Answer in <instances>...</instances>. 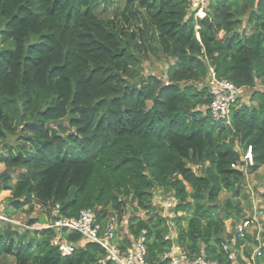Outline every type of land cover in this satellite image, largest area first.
Here are the masks:
<instances>
[{
    "label": "trees",
    "instance_id": "trees-1",
    "mask_svg": "<svg viewBox=\"0 0 264 264\" xmlns=\"http://www.w3.org/2000/svg\"><path fill=\"white\" fill-rule=\"evenodd\" d=\"M107 1L0 0V193H10L0 215L28 217L22 228L0 221V262L99 264L104 250L78 233L31 229L91 210L101 226L121 224L125 246L144 231L150 264H167L173 245L228 264L224 243L244 264L251 239L253 264H264V223L257 241L225 228L243 218L246 174L264 169V0H209L203 18L185 0H126L123 24L97 16ZM137 4L151 20L129 32ZM148 51L164 59L163 79L144 74ZM212 75L251 91L249 105L213 121ZM248 147L252 165L232 169ZM156 195L172 202L173 239ZM35 206L48 220L30 218Z\"/></svg>",
    "mask_w": 264,
    "mask_h": 264
},
{
    "label": "built area",
    "instance_id": "built-area-1",
    "mask_svg": "<svg viewBox=\"0 0 264 264\" xmlns=\"http://www.w3.org/2000/svg\"><path fill=\"white\" fill-rule=\"evenodd\" d=\"M185 1L195 13V17L203 18L205 16L207 0ZM208 88V93L212 97V101L209 105L211 119L216 122L227 120L230 109L236 105L243 90L226 80H218L213 75L208 80ZM251 165V147H248L244 155H242L240 164H232L231 168L246 173L247 167ZM52 215H58V207L53 209ZM0 221L11 223V221L2 216H0ZM248 224L249 222H247L246 225ZM120 226L121 224H118L115 218H109L104 225L101 226L97 223L96 215L93 211L84 210L79 214L77 219H64L58 217L57 219L47 221V223L38 227V230H55L56 232L65 230L67 232L78 233L84 241L97 244L104 250V259L101 260L99 264H150L145 259V232L142 231L136 239L130 238L129 244L125 246L123 244L124 236L123 238L119 237ZM245 232V226L239 227L236 229L235 235L239 239H243L247 234ZM51 244L58 247L62 256H69L74 250L73 245L62 240L60 236L54 237L51 240ZM222 248L227 253L228 264H239L236 261V255L234 250H232V245L224 243L222 244ZM241 258L244 264H249L242 255ZM164 261H167V264H219L217 261H211L205 257L189 259L175 245L170 248L168 253L159 258V262Z\"/></svg>",
    "mask_w": 264,
    "mask_h": 264
},
{
    "label": "rangeland",
    "instance_id": "rangeland-1",
    "mask_svg": "<svg viewBox=\"0 0 264 264\" xmlns=\"http://www.w3.org/2000/svg\"><path fill=\"white\" fill-rule=\"evenodd\" d=\"M209 1V0H207ZM126 0H109L99 5L98 9H96L97 16L102 20H115V22L119 21L123 24V20L119 19V14L122 13L125 9ZM138 9L135 10L134 15L136 19H133V22L124 23V27L127 31H134L136 27H140L151 20V16L147 13L146 8L143 5L137 4ZM147 57L143 64L144 66V74L145 75H155L161 79L164 78L165 70L167 68L164 59L156 58L151 52L146 53ZM251 95V91H242L240 95V99L238 105H249V97ZM228 123V122H227ZM1 141V140H0ZM4 143V142H3ZM0 143V147L3 145ZM6 143L14 146L15 145V137H8ZM4 171V166L0 165V174ZM19 172H16L13 177H15ZM240 202L242 206V214L243 218L238 221L228 220L225 222V228L227 233H231L232 231L236 232V229L239 227H246L247 234L254 236L256 233V238L254 240H258L259 233L262 229V224L264 223V169H259L256 173L252 175H247L245 177V184L241 189ZM10 197V193L8 191H2L0 193V212L3 211V208L8 206V199ZM166 197V196H165ZM229 195L227 193H222L219 196V203H223L225 199H227ZM154 205L158 207V212L162 218H167V225L169 228V234L165 237V239H173L176 237V230L173 226V223L170 221V217H172L170 210L173 208L171 200L168 198H163L160 195H156L154 199ZM1 216V215H0ZM137 216L142 219H147V216L144 212H140ZM179 216V214L177 215ZM31 219H35L37 221L48 220L45 215L44 210L40 207L35 206L34 213L30 217ZM28 217L25 215L23 211L14 212L11 224L16 225L19 228H22ZM249 222L248 225L247 222ZM42 224H36L31 229H38ZM185 226V224L183 223ZM244 225V226H243ZM236 228V229H235ZM234 229V230H233ZM244 229V228H243ZM120 238H123L124 233L120 228ZM245 238V237H244ZM253 239L249 242V248H251V256L250 258L244 257L243 254V246L240 247V254L245 258L249 264H253V256L256 252L252 247ZM262 246V245H260ZM180 254V253H179ZM0 264H16L13 256L7 258V260L0 262Z\"/></svg>",
    "mask_w": 264,
    "mask_h": 264
},
{
    "label": "crops",
    "instance_id": "crops-1",
    "mask_svg": "<svg viewBox=\"0 0 264 264\" xmlns=\"http://www.w3.org/2000/svg\"><path fill=\"white\" fill-rule=\"evenodd\" d=\"M243 29H244L246 35H248V34L251 32L249 29H247V28H245V27H243Z\"/></svg>",
    "mask_w": 264,
    "mask_h": 264
}]
</instances>
